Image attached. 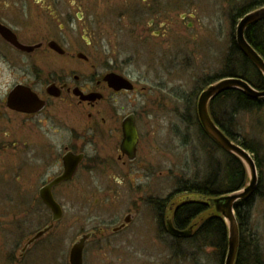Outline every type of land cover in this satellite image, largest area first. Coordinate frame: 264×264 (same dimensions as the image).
<instances>
[{
	"label": "flooded vegetation",
	"instance_id": "flooded-vegetation-1",
	"mask_svg": "<svg viewBox=\"0 0 264 264\" xmlns=\"http://www.w3.org/2000/svg\"><path fill=\"white\" fill-rule=\"evenodd\" d=\"M161 3L0 0V168L11 179L16 178L13 183L19 192L26 193V214L33 205L35 192V200L50 213L48 226L52 225L48 233L31 244L27 245L31 238L25 242L18 255L23 263L31 248L64 218L67 203L74 202L76 195L84 191L77 182L81 170L89 175L101 171L121 187L120 177H127L129 167L137 161L139 116L136 110H124L119 104V99L135 92L127 71L129 62H120L107 54L102 41L111 19H126L129 27L143 33L140 36L146 40L159 37L170 27L168 22H159L165 13ZM131 6L137 11L129 15L124 9ZM112 10L122 15L114 16ZM111 76L125 81L124 87L121 83H109ZM40 104L42 108L37 110ZM129 118L137 134L133 160L122 150L123 124ZM77 156L82 157L78 163ZM66 174L67 179L52 185ZM48 187L62 212L54 223L39 196ZM104 187L110 194L115 192L111 185ZM183 199L180 196L169 202L168 214L162 220L157 216L159 232L146 235L159 248H137L131 243L135 234L124 233L134 221V213H130L116 227L82 230L68 253L65 250L56 258L57 264H71L70 253L76 243L82 246L81 264H177L178 256L184 257V246L188 244L185 240L194 236L197 227L194 223L180 230L192 228L191 234L179 242V238L166 231L167 219ZM125 218L129 222L125 223ZM192 256L190 253L186 259L192 262Z\"/></svg>",
	"mask_w": 264,
	"mask_h": 264
},
{
	"label": "rangeland",
	"instance_id": "rangeland-1",
	"mask_svg": "<svg viewBox=\"0 0 264 264\" xmlns=\"http://www.w3.org/2000/svg\"><path fill=\"white\" fill-rule=\"evenodd\" d=\"M160 1L165 13L159 22L170 24L162 35L146 40L126 19H111L102 41L107 54L129 62L127 71L135 86L134 93L119 99L124 110L137 111L140 121L139 154L129 167V175L120 177L122 185L117 187L101 171L89 175L81 170L77 182L84 191L72 204L67 203L64 218L31 248L23 263L18 259L20 249L48 226L50 213L35 200L34 192L33 205L26 214V193L19 192L13 183L16 178L11 179L0 168V264H57L56 258L65 250L68 253L82 230L116 227L130 213H134V221L124 233L135 234L131 243L137 248H159L146 236L159 232L152 203L174 193L180 181H204L215 168L214 160L223 162L224 153L193 124V111L199 94L208 87L207 80L222 74L239 21L233 25L232 17L249 0ZM124 11L130 15L137 9L131 6ZM111 13L122 15L117 10ZM239 62V57L231 62L233 74L241 73ZM245 68L252 77L253 71L247 65ZM234 120L239 139L252 144L261 166L250 230L264 255V106L240 112ZM108 185L114 193L106 191L104 186ZM184 247V257L178 256L177 264H219L212 248ZM190 253L192 262L186 259Z\"/></svg>",
	"mask_w": 264,
	"mask_h": 264
},
{
	"label": "trees",
	"instance_id": "trees-1",
	"mask_svg": "<svg viewBox=\"0 0 264 264\" xmlns=\"http://www.w3.org/2000/svg\"><path fill=\"white\" fill-rule=\"evenodd\" d=\"M264 7V0H249L241 6L232 17V24L244 15ZM245 39L249 45L264 60V19L247 27L245 30ZM234 36L231 35V47L225 58V68L219 76L207 80L205 86H209L221 79L227 77H238L250 84L255 90L264 89V78L237 49ZM240 58L241 73L233 74L231 62ZM253 71L252 77L249 75L245 66ZM229 66V67H228ZM264 106L263 100H252L239 90L230 89L223 91L209 103V114L215 125L234 143L243 146L254 158L257 170L261 169L256 150L252 144L239 139V134L235 131V115L240 112L250 113L252 110H258ZM194 122L200 135L208 139L216 148L224 153L223 162L214 160L215 168L211 170L209 177L202 182H179V186L170 194L167 199L156 200L152 204L160 220L168 214V204L177 197H205L214 198L220 195L231 193L243 189L247 182V172L243 164L233 155L219 148L203 131L197 118L196 109H194ZM259 192V185L255 194L248 200L238 202L235 206V216L238 224L239 242L237 256L234 264H264V255L262 253L259 241L252 237L250 230V218L253 208L254 196ZM194 200V199H190ZM211 213L206 215L207 213ZM211 207L201 202L180 201L170 216L174 227L182 230L187 226L197 223L194 236L185 240L193 249L204 247L212 248L218 254L219 264H223L227 252V229L223 220L215 213H212ZM161 231L165 232L164 226L160 224ZM180 238L177 239L179 242Z\"/></svg>",
	"mask_w": 264,
	"mask_h": 264
},
{
	"label": "water",
	"instance_id": "water-1",
	"mask_svg": "<svg viewBox=\"0 0 264 264\" xmlns=\"http://www.w3.org/2000/svg\"><path fill=\"white\" fill-rule=\"evenodd\" d=\"M264 19V7L254 10L237 21L234 30V42L239 52L247 58L253 66L258 70L261 76L264 78V60L260 55L249 45L245 39V30L248 26L257 23ZM109 83H121L124 87L125 81H122L116 77H109ZM130 88V86L125 85ZM235 89L244 93L248 98L252 100H263L264 89L262 91L255 90L248 82L238 77H227L221 79L204 89L198 96L196 103L197 118L203 129L204 133L222 150L236 157L245 167L248 177V182L243 189L220 195L214 198L205 197H184V201L201 202L211 207L213 212L217 214L225 223L227 229V252L224 258L223 264H234L237 256L239 232L238 224L235 216V206L238 202H242L251 198L259 185L258 170L253 158V155L246 150L243 146L232 142L213 122L209 114V103L213 98L222 93L223 91ZM15 93V92H14ZM14 98V95L12 96ZM15 107V106H14ZM42 108V104L37 106V110ZM124 140L122 143V150L128 155L130 160L135 157V147L137 143V134L134 124L131 119H126L123 124ZM77 163L82 159L81 156H77ZM68 174L57 179L52 185H56L59 182L67 179ZM49 187L40 192L39 196L42 202L47 206L52 215V223L57 222L62 215V212L56 202L53 200L49 191ZM125 223L129 222V218H125ZM197 225V224H196ZM52 229V225L46 226L42 230L38 231L27 243L31 244L36 239L40 238L44 234L48 233ZM166 231L176 238H186L192 232V228L186 231H180L176 229L172 221L167 219ZM81 244H74L70 253L71 264H81Z\"/></svg>",
	"mask_w": 264,
	"mask_h": 264
}]
</instances>
